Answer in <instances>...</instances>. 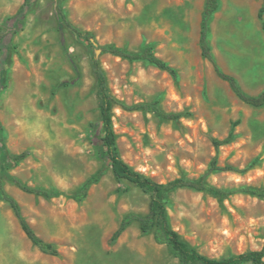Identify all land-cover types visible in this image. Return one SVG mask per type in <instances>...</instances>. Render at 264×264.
Returning a JSON list of instances; mask_svg holds the SVG:
<instances>
[{
	"label": "rangeland",
	"instance_id": "obj_1",
	"mask_svg": "<svg viewBox=\"0 0 264 264\" xmlns=\"http://www.w3.org/2000/svg\"><path fill=\"white\" fill-rule=\"evenodd\" d=\"M56 0L29 6L13 38L11 62L0 87V172L35 234L57 256L27 239L9 204L0 199V264H179L165 244L133 221L113 240L123 218L148 212L149 196L119 183L106 168L103 149L91 144L98 120L84 45L60 23ZM209 44L221 70L243 91L264 89L263 0H218ZM205 0H66L62 7L78 29L100 45L130 52L150 46L176 71L109 54L99 56L116 106L113 128L121 159L158 183L197 178L213 159L232 168L208 176L225 190L264 186V107L242 103L212 64L201 56L200 23ZM25 0H0V25ZM144 105L142 107H136ZM157 111L176 118H165ZM231 142L217 148L229 135ZM27 152L14 169L6 153ZM256 160V161H255ZM103 174L86 198L72 196L98 170ZM15 180L41 188L50 198L21 191ZM169 223L202 255L222 259L264 243V198L236 192L219 202L208 193L178 189L167 196Z\"/></svg>",
	"mask_w": 264,
	"mask_h": 264
},
{
	"label": "trees",
	"instance_id": "obj_2",
	"mask_svg": "<svg viewBox=\"0 0 264 264\" xmlns=\"http://www.w3.org/2000/svg\"><path fill=\"white\" fill-rule=\"evenodd\" d=\"M35 1L36 0H25L23 7L15 15L4 19L0 25V87L2 85V76L11 62L10 50L15 49L12 44L13 38L23 29L26 16L29 13V6ZM65 1L66 0L55 1L57 6V15L63 27L84 45L88 56L90 74L93 79V89L97 98L98 120L94 126L95 129L91 133V144L99 146L103 149L106 168L111 171L112 175L119 183L128 182L133 184L144 194L149 196L148 212L144 215H127L123 218L119 227L113 233L112 239H118V237L133 221H137L139 223L140 231L143 234L151 233L157 244L167 245L173 256L178 260L179 264H264V243L260 250H249L227 258L212 259L199 253L196 248L184 241L180 235L173 230L169 223L166 200L168 194L178 189L187 188L197 192L208 193L221 202L236 192L248 194L257 198H264V186H243L239 190H225L213 186L208 182V176L210 174L232 169L229 166H217L215 159L211 161L206 173L197 178H176L166 183H158L141 172L135 171L132 167L125 163L120 157L117 146V135L113 128V110L116 106H121L123 109L130 108L123 105L122 102L110 94L106 73L101 66L99 56L109 54L125 59L129 62H144L155 66L162 71L168 72L174 79L177 78L176 71L169 67L167 63L154 56L150 46L144 47L139 52H130L113 45L98 44L92 33L84 32L78 29L68 20L65 10L62 7V4ZM218 9V0H205L200 23L199 48L201 56L212 64L216 75L223 81L227 82L234 95L242 103L253 108H262L264 107V89L257 95H250L243 91L233 76L228 75L221 70L211 51L209 44V25L214 13ZM263 15L264 0L257 13L259 19H261ZM142 106L144 105H138L136 107L138 108ZM156 113L162 117L170 119L177 117L175 115L163 114L157 110ZM1 133L2 127L0 124V147H3ZM231 140L232 135L230 134L221 142L215 141L214 145L217 148L222 144L231 142ZM27 156V152L18 154L7 152L5 157V169L16 168L26 159ZM102 174L103 170L101 169L90 176L78 188L72 196V199L76 202L83 201L87 196L89 188L99 181ZM15 184L23 192L44 198L51 197V194L44 189L30 187L19 180H15ZM0 199L9 204L15 217L19 221L23 233L34 247H36L43 254L50 256L58 255L56 247L37 236L22 216L18 203L6 192L4 188V173L2 172H0Z\"/></svg>",
	"mask_w": 264,
	"mask_h": 264
}]
</instances>
